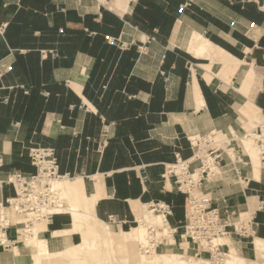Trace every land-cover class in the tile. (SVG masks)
Segmentation results:
<instances>
[{
  "label": "crops",
  "instance_id": "crops-1",
  "mask_svg": "<svg viewBox=\"0 0 264 264\" xmlns=\"http://www.w3.org/2000/svg\"><path fill=\"white\" fill-rule=\"evenodd\" d=\"M0 24V205L16 194L2 180L35 173L29 148L49 146L81 187L40 231L49 252L83 244L94 222L130 232L157 201L172 206L174 248H187V195L163 175L193 155L188 135L242 137L263 122L264 0H0ZM197 35L205 51L190 49ZM242 176L206 192L231 220L256 197L264 237V167L262 180ZM75 205L96 219L76 222ZM6 237L0 264H18L21 237L14 226Z\"/></svg>",
  "mask_w": 264,
  "mask_h": 264
},
{
  "label": "built area",
  "instance_id": "built-area-1",
  "mask_svg": "<svg viewBox=\"0 0 264 264\" xmlns=\"http://www.w3.org/2000/svg\"><path fill=\"white\" fill-rule=\"evenodd\" d=\"M4 32L3 24H0V33ZM57 54V52H53ZM257 143L260 155L264 158V123L256 128H252L249 133ZM231 137L223 136V133L213 130L208 134L192 133L187 136L193 155L188 159L177 158V161L166 166L167 175L174 176L177 188L187 195L188 205L185 214V221L182 224L180 238L184 242H191L204 250V243L211 242L216 236L229 234V227L238 228L233 224V220L225 218L218 204L214 205L215 199L212 194L206 192L208 183L218 180L222 170L232 165L236 169L239 180L242 179L243 158L234 147L238 141L235 132L230 131ZM29 157L33 165L36 166V172L27 174L16 170L9 174L4 183L12 184L16 194L9 199L7 206L12 207L14 212L24 216L28 223H34L40 220L51 222L54 215L58 214V209L65 208L66 202L60 194L54 189V183L62 178L73 180V176L62 174L60 172L59 161L53 147L35 145L29 148ZM239 164V166H237ZM1 206V205H0ZM149 207L156 213H161L165 220L172 214V206L168 203L157 201L149 204ZM111 222H120L117 216H111ZM254 218L242 221L244 233L247 227L257 234L253 228ZM137 225L139 220L137 219ZM14 226L17 235H20L17 223H12L8 218L3 224H0V231L6 237V230ZM150 234L148 243L141 245L142 250H152L160 248L163 241L156 240L158 228L149 226ZM177 229L172 230V235ZM244 236V234L240 233ZM253 235V234H252ZM254 236V235H253ZM4 247L10 245L6 237L5 241H0Z\"/></svg>",
  "mask_w": 264,
  "mask_h": 264
},
{
  "label": "bare ground",
  "instance_id": "bare-ground-1",
  "mask_svg": "<svg viewBox=\"0 0 264 264\" xmlns=\"http://www.w3.org/2000/svg\"><path fill=\"white\" fill-rule=\"evenodd\" d=\"M105 3L106 0H100ZM203 38L201 36H196L194 38V42L192 43L191 50L202 52L205 51L203 46ZM264 123V120L261 124ZM260 124V125H261ZM233 131V130H232ZM234 132V131H233ZM251 130H249L248 134L237 137L240 140L245 150H247V156L249 160V166L251 169V174L253 179L262 180V168L264 167V158L260 155V151L257 143L254 141L252 136L249 134ZM231 137V135H230ZM229 138V137H227ZM239 152V151H237ZM246 163V162H245ZM69 179L62 178L57 180L54 183V189L60 194L61 198L68 204L65 208L58 209L57 212H63L69 206L67 202V198L72 202L74 198H80L81 187L80 183H72L71 187H69ZM71 198V199H70ZM251 200V208L250 211L256 209L253 201L254 198H250ZM74 203V201H73ZM256 205V204H255ZM76 206V205H75ZM147 208V209H146ZM7 209H10L12 214L17 217H20L22 222H20L19 231L20 237L25 236V240L27 241L24 244L23 250L25 251L27 257L24 259L22 255H16L19 263L18 264H121L117 263L119 259H123L124 263L128 264H214L212 261L200 257L196 258L194 256H190L184 253H180L177 251H151V250H142L141 245H145L148 243V236L150 234L149 226L153 225L156 228L162 229L160 231L163 234H166L168 237H174L172 235L173 228L170 226L168 221L165 220L164 216L161 213H156L153 211L148 204L144 209V214L140 216L139 225L134 227V229L127 233H122L123 235H128L129 237H133V234H136L138 239H140V251L131 253H127L126 256L118 257V251L114 246L116 239L115 237H111L110 232L107 227L104 225L101 230L94 229L92 227H88L86 230H83V244H78L72 247H68L66 250L58 251L55 253H51L48 251V247H46V241L40 236V231L47 224L46 220L36 221L33 224L28 223V220L24 216H19L14 213L12 207L1 205L0 206V224H3L10 217L7 214ZM148 213V214H145ZM160 214V215H159ZM73 216L76 222L81 223V220H91L96 219V217L92 216L89 212H85L83 214L80 206H76L73 208ZM19 221L20 218H17ZM11 220V219H10ZM23 223V224H22ZM239 223V222H238ZM236 225V223H235ZM147 226V227H146ZM80 227V226H79ZM75 229L76 225H75ZM159 231V230H158ZM108 235L110 237H108ZM166 236V237H167ZM157 240V235L155 236ZM89 239H97L100 240L99 247L94 245L89 246ZM128 239V238H127ZM133 241V239H131ZM161 240V238H160ZM0 241L6 242V237L2 231H0ZM206 250L216 251L219 246H227L228 250L225 252V257L222 259L220 264H264V261L259 262L255 259H249L244 256L236 246L234 241L229 236H216L210 242H205ZM254 249L257 254H259L262 258H264V238L260 236H256L254 240ZM87 245L89 246V251L87 253H80L79 248L81 246ZM153 250V249H152ZM151 251V252H150ZM22 252V251H21ZM143 252V253H142ZM150 252V253H149Z\"/></svg>",
  "mask_w": 264,
  "mask_h": 264
},
{
  "label": "rangeland",
  "instance_id": "rangeland-1",
  "mask_svg": "<svg viewBox=\"0 0 264 264\" xmlns=\"http://www.w3.org/2000/svg\"><path fill=\"white\" fill-rule=\"evenodd\" d=\"M189 70H190V65H189ZM238 142L241 145V147H240L241 149L239 148V150H240L239 151V154L243 158V162L245 164V165H243V164L241 165L243 167L242 168V174H244V175L247 176V171L250 168V166L247 164V160H248L247 150H245L246 148L243 147V145L241 144L240 140L236 141L234 143V145H236ZM234 147L236 148V146H234ZM248 163H249V160H248ZM237 166H239V164H237ZM165 172H166V170H165ZM166 177H164V179ZM220 180H221V183L222 184L225 183L226 185H232V184H237V183L239 184L240 183L239 182V176H238V174L236 172V169L232 165H229V166L225 167L222 170V174L218 178V181H220ZM68 198H67V202L69 203ZM250 198H255L256 201H257V202H255V199L253 201V204H254V206H256V209L253 210L252 212L250 211V208H251V200H250ZM248 203H249V209L246 210L242 206L241 207L242 210H238L237 209V212L235 214H232V212H230L231 215H232V218H233L232 219L233 220V224L235 225V223H236V226L238 228L229 227L228 230L230 231V233L229 234H225V235H220V236H229L234 241V243L236 244V246L239 247V249L241 250V252H242V254L244 256H246L249 259H255V260L259 261V262H262V261H264V258H262L259 254H257L256 251H254L255 249L252 250L253 249V244H254L253 242L255 240V237L256 236L262 237L261 233H259L257 235L255 232L252 231V228L250 226L247 227V229H246L247 232L244 233V231H245L244 230V227H242V225H241L242 221L248 220V219H252L253 213L261 205H259V202H258V200H257L256 197H249L248 198ZM240 212H241V214H240ZM145 214H148V213H145ZM13 217H16V216L13 215ZM17 218H20V217H17ZM22 220H24V219H21L19 222H22ZM89 226L90 227H93L95 229H99V230H101V227H103L102 223H96V222H94L93 224H91ZM134 226H137V225H134ZM128 230L131 231L132 228H130V229L127 228L126 231H128ZM158 230L159 231L156 234L157 235V238H158V240H160V238H161V241H163L164 243H163V245H160V248L156 249L157 251H169V252H171V251H177V252L184 253V254H187V255H190V256H194L196 258L204 257V258L212 261L213 263L215 262L214 264H220L221 261H222V259H224V257H225V252L228 250V247L227 246H219L216 249V251L206 250V248H205L206 243H204V250H202V249L199 248V246H195V247L194 246L193 247L190 246L189 243L186 242V241H184L183 244H184V246L186 244V247L188 249L187 248H184V247L174 248L175 247V244H176L175 238L174 237L170 238L166 234H163L164 231H163V233H161L160 231H162V229H160V228H158ZM112 231H114V232H113V235H111V237L113 236L116 239V242H115L114 246L116 247V249L118 251V257H120V256H126L127 253H131L132 251H135V252L140 251V241L141 240L138 239V237H137L136 234H133V237H129L127 234L126 235H123L120 231L117 232V230L115 228H113V227H112ZM10 233H12V230L10 231ZM240 233L244 234V236L240 235ZM108 237H110V236L108 235ZM20 239H21L20 244H21L22 252L18 248H17V250L20 251V253H21L20 255H22L23 258L25 259L27 257V255H26L25 251L23 250V248H24V244L27 241L25 240V236L24 235L21 236ZM131 239H133V241ZM99 241L100 240H97V239H89L88 245L89 246L94 245V246H96V247H98L100 249V247H99V245H100ZM179 241H178V246H181L180 243H182V241H180V242ZM89 246H87V245L81 246V248H79L80 253H87L90 250L89 249ZM151 251H155V249H153ZM18 263H19V260H18ZM117 263L126 264V263H124L123 259H119L117 261Z\"/></svg>",
  "mask_w": 264,
  "mask_h": 264
}]
</instances>
